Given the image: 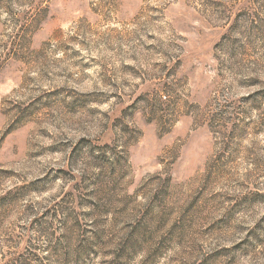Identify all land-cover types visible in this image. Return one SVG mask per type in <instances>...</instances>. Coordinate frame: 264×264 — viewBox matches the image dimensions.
I'll return each mask as SVG.
<instances>
[{"label":"rangeland","instance_id":"obj_1","mask_svg":"<svg viewBox=\"0 0 264 264\" xmlns=\"http://www.w3.org/2000/svg\"><path fill=\"white\" fill-rule=\"evenodd\" d=\"M0 264H264V0H0Z\"/></svg>","mask_w":264,"mask_h":264}]
</instances>
